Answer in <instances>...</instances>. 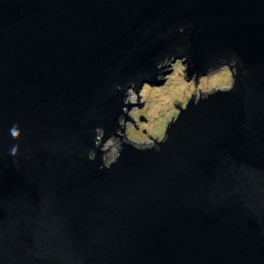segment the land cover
Returning <instances> with one entry per match:
<instances>
[{
  "label": "water",
  "instance_id": "1",
  "mask_svg": "<svg viewBox=\"0 0 264 264\" xmlns=\"http://www.w3.org/2000/svg\"><path fill=\"white\" fill-rule=\"evenodd\" d=\"M176 58L231 83L131 141ZM0 264H264V0H0Z\"/></svg>",
  "mask_w": 264,
  "mask_h": 264
},
{
  "label": "rangeland",
  "instance_id": "2",
  "mask_svg": "<svg viewBox=\"0 0 264 264\" xmlns=\"http://www.w3.org/2000/svg\"><path fill=\"white\" fill-rule=\"evenodd\" d=\"M182 58L168 61V72L161 76L158 83L144 82L138 89L140 106L131 104L127 114L134 120H124L123 132L125 136L136 143H150L153 138H163L167 121L177 114L178 105H184L194 93L197 97L214 88L228 87L231 83V70L226 65L201 75L194 84L193 75L186 78L182 67L185 65ZM153 137V138H152ZM119 136H108L102 145L106 148V157H112L120 146Z\"/></svg>",
  "mask_w": 264,
  "mask_h": 264
},
{
  "label": "clouds",
  "instance_id": "3",
  "mask_svg": "<svg viewBox=\"0 0 264 264\" xmlns=\"http://www.w3.org/2000/svg\"><path fill=\"white\" fill-rule=\"evenodd\" d=\"M10 135L15 139L18 138L20 136V129H19V125H14L10 128ZM18 151V145L17 146H13L10 150V154L12 155H16Z\"/></svg>",
  "mask_w": 264,
  "mask_h": 264
},
{
  "label": "bare ground",
  "instance_id": "4",
  "mask_svg": "<svg viewBox=\"0 0 264 264\" xmlns=\"http://www.w3.org/2000/svg\"><path fill=\"white\" fill-rule=\"evenodd\" d=\"M104 143V142H103ZM103 143H102V145H103Z\"/></svg>",
  "mask_w": 264,
  "mask_h": 264
}]
</instances>
